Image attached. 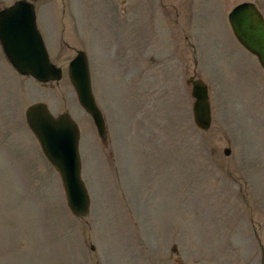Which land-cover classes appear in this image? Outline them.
<instances>
[{"label": "rangeland", "instance_id": "obj_1", "mask_svg": "<svg viewBox=\"0 0 264 264\" xmlns=\"http://www.w3.org/2000/svg\"><path fill=\"white\" fill-rule=\"evenodd\" d=\"M27 1L64 75H20L0 42V264H264V69L228 20L264 0ZM79 51L105 139L69 78ZM191 77L209 87L208 132ZM37 103L80 128L85 219L28 125Z\"/></svg>", "mask_w": 264, "mask_h": 264}, {"label": "water", "instance_id": "obj_2", "mask_svg": "<svg viewBox=\"0 0 264 264\" xmlns=\"http://www.w3.org/2000/svg\"><path fill=\"white\" fill-rule=\"evenodd\" d=\"M229 22L239 43L258 58L264 69V16L260 10L250 2L240 4L229 14ZM0 42L9 62L20 75L33 77L40 83L62 80L63 70L51 62L31 2L22 0L0 12ZM68 73L80 105L93 119L99 136L105 139L106 122L93 93L85 52H78L69 65ZM188 84L192 86V97L195 99V124L202 132H207L212 125L209 88L203 80L194 77L189 79ZM26 117L44 155L61 177L70 211L78 219L87 218L91 200L82 179L78 125L69 113L55 118L45 103L29 107ZM228 153L226 150L225 154Z\"/></svg>", "mask_w": 264, "mask_h": 264}, {"label": "flooded vegetation", "instance_id": "obj_3", "mask_svg": "<svg viewBox=\"0 0 264 264\" xmlns=\"http://www.w3.org/2000/svg\"><path fill=\"white\" fill-rule=\"evenodd\" d=\"M89 58V57H88Z\"/></svg>", "mask_w": 264, "mask_h": 264}]
</instances>
